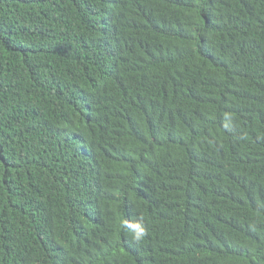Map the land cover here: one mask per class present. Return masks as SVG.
I'll list each match as a JSON object with an SVG mask.
<instances>
[{
    "label": "trees",
    "instance_id": "16d2710c",
    "mask_svg": "<svg viewBox=\"0 0 264 264\" xmlns=\"http://www.w3.org/2000/svg\"><path fill=\"white\" fill-rule=\"evenodd\" d=\"M0 264H264V0H0Z\"/></svg>",
    "mask_w": 264,
    "mask_h": 264
},
{
    "label": "clouds",
    "instance_id": "9594fccd",
    "mask_svg": "<svg viewBox=\"0 0 264 264\" xmlns=\"http://www.w3.org/2000/svg\"><path fill=\"white\" fill-rule=\"evenodd\" d=\"M47 202V200H44V201H42V202H39V203H37L36 205H40L41 206V208L43 209V207H44V205H45V203ZM40 215V214H39ZM132 227H133V229L135 230V232H134V237L132 236V240L133 241H139V240H141L142 239V237H143V234H144V228L141 226V224H139V223H136V224H134V225H132Z\"/></svg>",
    "mask_w": 264,
    "mask_h": 264
}]
</instances>
